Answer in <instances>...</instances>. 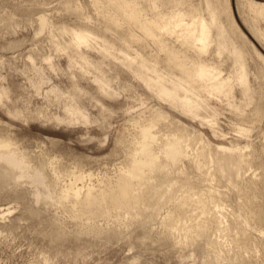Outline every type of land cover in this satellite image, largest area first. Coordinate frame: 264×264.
<instances>
[{"label": "rangeland", "instance_id": "374dc122", "mask_svg": "<svg viewBox=\"0 0 264 264\" xmlns=\"http://www.w3.org/2000/svg\"><path fill=\"white\" fill-rule=\"evenodd\" d=\"M66 1L80 5L77 0ZM66 1L0 0V133L1 137L6 134L14 142L9 148L15 150L12 157L20 159L30 156L32 167L36 163L37 166L44 163L46 173L57 184L58 191L71 187L80 190L82 194L87 187H91L94 193L100 194L103 190L115 187L121 178L127 160L123 156H126L123 148H127L134 135H140L139 131L146 122L159 119L157 111H164L170 120L173 119V122L176 121L177 125L184 128L182 142L187 147V157L180 161L179 169L187 175H193L191 178L186 176L190 181H197L200 188L206 187L202 189L216 192L217 197L211 202L214 211L224 209L216 211L222 222L220 230L214 229L209 234V241L215 243L222 254L219 251L213 253L212 247L210 249L204 241H200L203 244L198 242L193 246L190 243L177 245L174 239L168 242L160 240L161 222L164 217L177 214L176 202L177 197L184 193L182 189H177L174 199L168 203L161 204L159 201L162 198L153 197L150 209L157 208L156 214L145 224H141L139 220H133V223L126 218L114 216H96L99 218L92 217L93 220H90L85 215L79 219L82 222L88 219L89 222H83L82 225L75 221L77 219L73 220L69 214L66 215L64 207L51 198L38 200L37 195L47 193L49 189L47 180L38 178L33 181L13 177L6 185H0V264H204L208 258L209 262L212 261L211 264H240L241 261L242 264H264V226L258 225L244 213L242 204L245 199L237 185L220 181L213 173L214 168L207 175L203 173L204 176L192 170H189L190 174L188 172L189 160L195 156L199 147L206 146L216 151L218 146L238 147L241 150L222 153L223 157L241 154L246 164L234 168L238 179L245 181L251 178L256 182L262 180V169L252 159L258 156L264 160L263 63L246 46L250 86L255 93L252 103L243 112V116L247 115L250 119L246 122L241 121L225 102L213 98H209V105L205 104L201 110L205 119L202 122L173 111L166 103L154 98L129 71L113 64V61H107L110 65L105 64V67H111V70H105L113 77L112 89L117 94L113 98L105 97L97 91L91 74L78 73L72 79L67 70L66 56L54 51L49 43L51 29L57 31L55 29L60 25L73 28L77 24H86V27L103 35L116 48H123L131 54L137 52L149 59L156 55L155 46L148 42L149 45L146 44L145 47L130 44L127 48L119 40V33L106 29L100 23L88 4L89 0L88 5L86 0H80L83 7H86L83 15L88 14L86 16L90 17L89 20L85 16H82L83 20L79 18L81 16L65 12L61 7L65 6L63 2L68 3ZM181 2V5L173 2L158 8V16L167 19L172 12L193 8L198 14L207 17L205 0ZM216 3L230 9L236 25L264 57V47L249 30L253 24L264 30V22L259 18L253 22V14L242 6L243 0H218ZM63 11L68 14L65 15ZM42 16L48 19L44 30L38 29L40 24H37ZM142 17L150 18L151 12L144 11ZM135 34H139L138 31ZM88 52L92 59L98 58L95 51ZM45 56L52 58L54 69L43 61ZM228 66V61L222 62L223 73L228 71ZM73 71L77 73L76 68ZM39 81L42 84L37 89L33 84ZM73 81L80 90L73 87ZM50 86H56L65 95H74L76 103L85 109L89 122L66 124L56 121L54 117L63 116V109L61 100L55 99L54 94L48 91ZM235 94V99L238 100L239 95L237 92ZM259 98L261 99L258 100ZM255 104L259 106L260 112L257 120H252L250 115ZM215 114L216 124L212 129L205 121ZM207 116L209 117L206 119ZM138 117L141 118L139 124L134 122ZM160 131L161 134L162 130ZM37 159L41 161L38 162ZM0 163L7 164L1 156ZM53 168L56 172L63 171V174H53ZM13 170L21 172V168ZM76 176L79 178L76 179ZM192 195L193 198L199 197L194 191ZM66 205L70 206L68 203ZM194 211L195 217H198V213ZM239 226H243L247 232L244 244L236 241L240 236ZM208 261L207 264H210Z\"/></svg>", "mask_w": 264, "mask_h": 264}, {"label": "bare ground", "instance_id": "6f19581e", "mask_svg": "<svg viewBox=\"0 0 264 264\" xmlns=\"http://www.w3.org/2000/svg\"><path fill=\"white\" fill-rule=\"evenodd\" d=\"M77 1L82 6L66 1L68 3L63 2L64 7H61L63 3L59 7L64 8L65 12L73 13L74 16H81L79 18L83 20L82 16L89 20L90 17L86 16L88 14L83 15L86 7H83L80 0ZM181 1L89 0L88 4L90 8H93L94 15L100 23L106 29L119 33V40L127 48L130 47V44L145 47L148 42L152 44H150L151 46H155L156 55L151 59L145 58L137 52L131 54L123 48H116L105 40L102 37L103 35L86 27V24H77L73 28L60 25L55 29L57 31L51 29L48 37L49 43L54 51L61 52L66 56L67 70L70 72L72 79H75L78 73L80 75L91 74L97 91L105 97L110 96L113 98V95L117 94L112 89L113 77L108 75V71H106L111 70V67H105V64L110 65L108 64L110 62L107 61H113V64L115 63L122 69L129 71L154 98L166 103L173 111L190 116L192 119H199L202 122L205 119L201 115V110L205 107V104L209 105L208 99L213 98L225 102V105L238 115L241 121L246 122L248 116H243V112L255 97V93L250 86L246 46L263 65L264 57L236 25L230 9H227L225 5L222 7L217 5L218 0H205L207 17L198 14L193 8L187 11L177 10L172 12L167 19L158 16V8L173 2L181 5ZM78 2L75 1L76 4ZM87 2L86 0V4ZM227 5L229 6L228 3ZM242 6H245L253 14V22H256L257 18L264 22V2L243 0ZM61 8L60 11H62ZM146 10L151 12L150 18L142 17V13ZM59 12L57 11V13ZM67 14L65 13V15ZM73 14L71 15L73 16ZM222 15L225 16V19ZM98 19H96L97 22ZM47 20L45 17L41 18L37 22V24H40V27L37 26L38 29L44 30ZM250 27L249 30L252 35L264 47V30L259 29L254 24ZM135 31H138L139 34H135ZM88 50L95 51L98 58L92 59ZM51 60L50 56H45L43 59L52 69L54 64ZM223 61L229 62L228 71L225 73H223L224 69L221 68ZM75 68L77 73H75L76 70L73 71ZM105 68L107 69L105 70ZM41 84L42 82L39 81L34 83L33 86L38 89ZM73 87L79 88L75 82ZM48 91L54 94L55 99L61 100L60 105L63 109V116H55L56 121L66 124H85L89 122L85 109L76 103L74 95H65L56 86H50ZM236 92L239 95L238 100L235 99ZM1 98L2 94L0 93V100ZM257 104H255V109L250 115L252 120H257L259 116L260 108L258 109ZM259 104L261 105L260 102ZM101 107L105 109L103 104H101ZM156 113L159 119L146 122L139 131L140 135H134L130 143L127 141L128 145L125 150L121 146L125 151V153L123 151L122 153L126 154V156H123L127 160L124 163L121 178H119L116 186L110 190H103L100 194H96L91 187H87L82 193L83 195L80 190L71 187L58 191L57 184L51 181L46 173L45 164L41 163L37 166L36 163L32 167L31 163L33 162H31L30 156L31 160L27 156L20 159L12 157L15 150H9V148L11 149L14 142L6 134L1 137V133L0 156L7 164L0 163V185H6L9 181H12L13 177L16 179L29 178L33 181L38 178L47 180L49 189L47 193L38 194V200L51 198L62 208L64 207V210L67 211L66 215L69 214L73 220L77 219L75 221L81 222V224L84 221L82 222L79 218L85 215L87 218L90 217V220H93L91 218L96 216H114L115 218H126L128 221L136 220L137 222L139 220L141 224H145L152 220L156 214L157 208L150 209L153 206L151 204L153 197L162 198V201H159L161 204L168 203L171 199H174V193L177 189H182L184 193L177 197V202L175 201L177 203V214L163 218L161 222L162 231L159 229L160 224H158V231H161H159L160 240L163 239L168 242L174 239L177 245L178 243L180 245L181 243H190L193 246L200 241H204L208 243L209 248L212 247L213 253L219 251V254H222L215 243L209 241L211 238L209 234L214 229L220 230L222 223L220 216L217 217L216 211L219 212L223 208L214 211L211 204L214 198L217 197L216 192L204 190L202 188L206 187L200 188L197 181L189 180V177H193L189 170L204 176V174L207 175L210 169L214 168L213 173L220 181L224 180V182L233 183L234 186L237 185L240 194L245 199L242 209L246 216L258 225L264 226V160L258 158V156L252 159L262 169V180L256 182L249 178L243 181L238 179L234 171V168L246 164L241 154H235L234 157L222 156V153L226 151L236 152L241 148L218 146L216 151L201 146L198 151L196 150L195 156L189 160L188 172L190 175H187L185 171L179 169L180 161L187 157V147L182 142L184 128L177 125L175 120L176 123L173 122V119L170 120L166 112L157 111ZM215 117L216 114L205 121L209 123L212 129L216 124ZM136 119L134 122L139 124L141 118ZM160 130H162L161 134L159 133ZM239 132L244 134L242 130H239ZM120 142L124 144L123 141ZM14 168H21V172H15ZM57 172L54 169L53 174L56 175ZM62 172H58V174H63ZM193 172L191 173L193 174ZM198 174L197 176H199ZM77 177L76 179L79 178ZM193 191L199 197L193 198ZM67 203L70 206H67ZM193 210L198 213V217H195ZM86 222H89V220L87 219ZM86 222L84 223L86 224ZM133 223L135 222L133 221ZM239 231L240 236L236 241L244 244L247 232L243 226H239ZM204 242L200 243L203 244ZM219 248L221 247L219 246ZM210 262L208 261V263ZM242 263L241 261L240 264Z\"/></svg>", "mask_w": 264, "mask_h": 264}, {"label": "water", "instance_id": "95a60500", "mask_svg": "<svg viewBox=\"0 0 264 264\" xmlns=\"http://www.w3.org/2000/svg\"><path fill=\"white\" fill-rule=\"evenodd\" d=\"M242 30L244 31V32H246V30H244L243 28H242ZM257 45V44H256Z\"/></svg>", "mask_w": 264, "mask_h": 264}]
</instances>
